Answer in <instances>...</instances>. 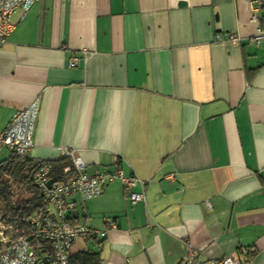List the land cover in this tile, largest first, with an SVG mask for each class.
Masks as SVG:
<instances>
[{
	"label": "crops",
	"instance_id": "0c3cea01",
	"mask_svg": "<svg viewBox=\"0 0 264 264\" xmlns=\"http://www.w3.org/2000/svg\"><path fill=\"white\" fill-rule=\"evenodd\" d=\"M252 1L39 0L13 15L0 131L37 100L28 160L62 163L70 147L90 174L121 167L146 183L134 188L146 203L121 182L75 197L76 222L102 235L72 254L181 264L193 247L200 264H264V20L251 21ZM219 33L244 42L217 43ZM3 150L0 161L13 154Z\"/></svg>",
	"mask_w": 264,
	"mask_h": 264
},
{
	"label": "built area",
	"instance_id": "2783aa9c",
	"mask_svg": "<svg viewBox=\"0 0 264 264\" xmlns=\"http://www.w3.org/2000/svg\"><path fill=\"white\" fill-rule=\"evenodd\" d=\"M39 0H0V50L15 31L12 17L18 11L27 15ZM251 21L259 25L263 20V2L253 0ZM264 39V31L258 30L257 43ZM216 42L239 46L244 38L237 33H219ZM91 53L82 51L73 57L71 65L86 62ZM39 117V103L33 101L26 109L18 111L6 129L0 131V148L10 150L18 159L26 161L35 146L34 134ZM64 154L71 164L64 167L61 180H54L53 164L40 161L32 175V186L41 195L42 207L28 218L9 220L0 211V264H70L74 244L81 239H96L102 235L97 229L76 222L75 197L82 202L100 197L105 188L121 182L133 204L146 203L145 193H136L137 185L145 187L139 177L127 176L121 167L113 171L87 172V165L74 148H65ZM52 181L51 187L49 182ZM113 226H115L113 224ZM104 234V233H103ZM198 251L189 247L181 264H200ZM206 264H240L231 258L208 261Z\"/></svg>",
	"mask_w": 264,
	"mask_h": 264
},
{
	"label": "trees",
	"instance_id": "16d2710c",
	"mask_svg": "<svg viewBox=\"0 0 264 264\" xmlns=\"http://www.w3.org/2000/svg\"><path fill=\"white\" fill-rule=\"evenodd\" d=\"M67 160V159H66ZM54 163V180L63 178L62 171L70 161ZM40 161H21L14 154L0 161V211L11 221L28 218L42 207L40 192L32 186V175ZM70 264H101L100 255L80 252L70 255Z\"/></svg>",
	"mask_w": 264,
	"mask_h": 264
},
{
	"label": "rangeland",
	"instance_id": "374dc122",
	"mask_svg": "<svg viewBox=\"0 0 264 264\" xmlns=\"http://www.w3.org/2000/svg\"><path fill=\"white\" fill-rule=\"evenodd\" d=\"M3 151H8V150H3ZM3 155H4V153H3ZM2 158V157H1ZM90 246H92V244H89ZM84 248H87V247H84ZM74 249L76 250V248L74 247L73 248V251H74Z\"/></svg>",
	"mask_w": 264,
	"mask_h": 264
},
{
	"label": "water",
	"instance_id": "95a60500",
	"mask_svg": "<svg viewBox=\"0 0 264 264\" xmlns=\"http://www.w3.org/2000/svg\"><path fill=\"white\" fill-rule=\"evenodd\" d=\"M52 181L49 182V186L51 187Z\"/></svg>",
	"mask_w": 264,
	"mask_h": 264
}]
</instances>
